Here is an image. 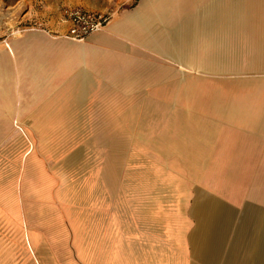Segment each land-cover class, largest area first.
Returning a JSON list of instances; mask_svg holds the SVG:
<instances>
[{
	"label": "crops",
	"instance_id": "crops-1",
	"mask_svg": "<svg viewBox=\"0 0 264 264\" xmlns=\"http://www.w3.org/2000/svg\"><path fill=\"white\" fill-rule=\"evenodd\" d=\"M260 2L135 0L83 40L64 26L0 42V264H264ZM191 77L217 83L212 106H184ZM191 114L196 149L182 161L198 168L182 178L196 181L176 200L171 184L154 201L151 173L140 201L85 198L100 189L94 132L108 148L110 131Z\"/></svg>",
	"mask_w": 264,
	"mask_h": 264
},
{
	"label": "rangeland",
	"instance_id": "rangeland-1",
	"mask_svg": "<svg viewBox=\"0 0 264 264\" xmlns=\"http://www.w3.org/2000/svg\"><path fill=\"white\" fill-rule=\"evenodd\" d=\"M127 4V0H0V42L24 29L55 31L64 27L63 23L60 22V16L62 10L68 7L76 6L89 11L111 14ZM254 8L263 11L264 0L263 3H255ZM216 85L217 83L213 80L200 83L193 81V77H191V98L183 101L184 106L188 104L191 108L204 105L212 106V96ZM197 96L200 99H197ZM202 100L205 101L204 104ZM159 117L163 120L158 121V129L156 130L110 131L108 148L96 146L98 143L107 142L106 139L103 140V137L102 139L99 138L100 135L106 133L94 132L95 147L93 150L95 161L93 170L90 172L89 181L91 183L97 182L100 189L92 187L91 193L84 194L86 199L89 196L92 197L90 199L92 202L109 201L119 205L121 204L122 195L125 196L127 201H140L141 196L139 194L142 188L148 186L143 182L147 178L146 176L151 173V185L157 188L154 201L164 202L167 199L165 193L167 185H173V197L176 200L177 186H181L183 181H196L192 178H182L183 176H196L198 168L196 161H182L184 158L183 153H191V149H196V147L189 146L193 140H196L193 139V136L197 135L196 115H174L171 118L173 121L170 123L164 121L165 115H159ZM190 136L193 140L189 138ZM144 155H151L152 161L149 163L137 161L142 159L140 156ZM102 156L106 158L108 156L109 160L103 162V166H101V163H96V160H100ZM128 159L133 160V162H125ZM105 166L108 167L104 169L103 173L98 171V169ZM106 170H108L109 177L107 179L104 177V180L109 182L108 194L106 189L102 188L99 179L102 175L107 174ZM122 173H125L123 179H121ZM96 176H99V178ZM155 184L156 186H154ZM101 190L107 195H101ZM132 196L137 197L138 200L136 198L134 200V198H131ZM116 213L119 212L115 211L114 214Z\"/></svg>",
	"mask_w": 264,
	"mask_h": 264
},
{
	"label": "built area",
	"instance_id": "built-area-1",
	"mask_svg": "<svg viewBox=\"0 0 264 264\" xmlns=\"http://www.w3.org/2000/svg\"><path fill=\"white\" fill-rule=\"evenodd\" d=\"M135 0H127L128 3ZM122 8V7H121ZM113 13L89 11L81 7H68L62 10L60 22L66 26L62 35L73 40H83L90 34L100 31L112 17ZM51 34L57 31L43 30Z\"/></svg>",
	"mask_w": 264,
	"mask_h": 264
}]
</instances>
